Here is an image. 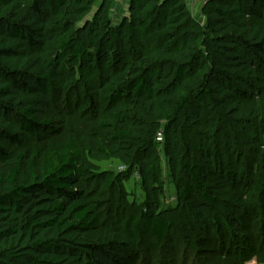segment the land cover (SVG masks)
<instances>
[{"label":"trees","instance_id":"trees-1","mask_svg":"<svg viewBox=\"0 0 264 264\" xmlns=\"http://www.w3.org/2000/svg\"><path fill=\"white\" fill-rule=\"evenodd\" d=\"M125 1L115 25L119 0H0V264H115L164 243L161 146L194 225L249 213L242 187L264 190V0H205L202 20L186 0ZM72 80L83 103L61 101ZM109 160L147 198L121 195L104 221L90 190Z\"/></svg>","mask_w":264,"mask_h":264},{"label":"rangeland","instance_id":"rangeland-1","mask_svg":"<svg viewBox=\"0 0 264 264\" xmlns=\"http://www.w3.org/2000/svg\"><path fill=\"white\" fill-rule=\"evenodd\" d=\"M196 6L198 5L191 9V14L199 20L200 5L197 8ZM117 7L118 10L111 15L115 25L120 22L122 14L126 11L122 4ZM68 85L69 90L61 97V101L71 105L76 100L83 103V82L72 80ZM156 152L159 171L151 185L158 188V208L171 222L172 231L164 243L152 248L153 251L149 252L147 245L151 243L154 246V241H142L131 249L133 253L121 254L122 259L115 264H264V190L253 182L248 184V189L242 187L249 197V213L231 216L221 208L204 209L207 224L205 227L194 225L177 194V188L183 184L182 181L177 183L176 177L171 175L164 148L161 146ZM95 165L98 167L99 176L93 179L95 183L90 192L94 206L99 209L104 221L114 214L125 213V200L120 198L121 195L136 205L146 200L136 169H129L114 160L96 162ZM247 167V176L252 167L254 172L257 171V165L253 161L244 165V169ZM107 174L120 176L123 183L108 186L105 182ZM221 177L220 171H214L211 175L212 185L223 183L224 178ZM216 220L221 221V230L217 229ZM182 231L185 232L183 236L180 235Z\"/></svg>","mask_w":264,"mask_h":264},{"label":"built area","instance_id":"built-area-1","mask_svg":"<svg viewBox=\"0 0 264 264\" xmlns=\"http://www.w3.org/2000/svg\"><path fill=\"white\" fill-rule=\"evenodd\" d=\"M204 1H205V0H186V2H187V6H188V8H190V9L194 8L195 5H197V4H198V6L200 5V7H201V6L203 5ZM156 140H157L158 142H162V140H163V136H162L161 133H158Z\"/></svg>","mask_w":264,"mask_h":264},{"label":"crops","instance_id":"crops-1","mask_svg":"<svg viewBox=\"0 0 264 264\" xmlns=\"http://www.w3.org/2000/svg\"><path fill=\"white\" fill-rule=\"evenodd\" d=\"M118 4H122L123 5V9H124V7H126L127 8V3H126V1L125 0H119V3ZM198 5V4H197ZM198 6H196V8H197ZM189 10H190V12H191V9L190 8H188ZM192 9H194V8H192ZM116 10H118V7L116 8ZM199 10H201V7H200V9ZM195 13V12H194ZM199 20H202V15H201V17H200V19Z\"/></svg>","mask_w":264,"mask_h":264}]
</instances>
